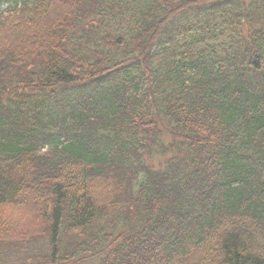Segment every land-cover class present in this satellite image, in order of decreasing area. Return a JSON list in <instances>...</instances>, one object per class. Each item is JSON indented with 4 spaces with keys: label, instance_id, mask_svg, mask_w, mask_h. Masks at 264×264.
I'll return each mask as SVG.
<instances>
[{
    "label": "trees",
    "instance_id": "obj_1",
    "mask_svg": "<svg viewBox=\"0 0 264 264\" xmlns=\"http://www.w3.org/2000/svg\"><path fill=\"white\" fill-rule=\"evenodd\" d=\"M3 5L0 264H264V0Z\"/></svg>",
    "mask_w": 264,
    "mask_h": 264
},
{
    "label": "rangeland",
    "instance_id": "obj_2",
    "mask_svg": "<svg viewBox=\"0 0 264 264\" xmlns=\"http://www.w3.org/2000/svg\"><path fill=\"white\" fill-rule=\"evenodd\" d=\"M6 8V5H3L0 7V11H3ZM155 164L158 163V161H153ZM0 247H3L2 245ZM11 259H15V258H11ZM70 264H74L73 262H71Z\"/></svg>",
    "mask_w": 264,
    "mask_h": 264
}]
</instances>
